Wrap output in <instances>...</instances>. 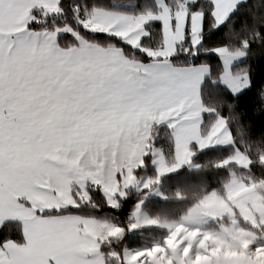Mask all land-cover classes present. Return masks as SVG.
<instances>
[{"label": "snow or ice", "instance_id": "1", "mask_svg": "<svg viewBox=\"0 0 264 264\" xmlns=\"http://www.w3.org/2000/svg\"><path fill=\"white\" fill-rule=\"evenodd\" d=\"M0 264H264V0H0Z\"/></svg>", "mask_w": 264, "mask_h": 264}, {"label": "trees", "instance_id": "2", "mask_svg": "<svg viewBox=\"0 0 264 264\" xmlns=\"http://www.w3.org/2000/svg\"><path fill=\"white\" fill-rule=\"evenodd\" d=\"M89 2H91V0H89ZM97 2H104L107 3L109 2V0H97ZM195 179V177L193 178ZM171 188H175L176 184H170ZM179 187L184 188L186 191H189V193H191L194 190L197 189H193L191 188V186L186 185V184H182L179 185ZM166 190H170V189H166ZM185 202H181V201H168V202H164V201H160L158 198H153L152 201L149 202L148 207L150 208L149 211L152 214H161V215H169V216H175L178 215L184 208ZM157 230H144L143 233H134L131 235L130 239L132 241L133 244L136 243H151V241L155 238V234H156Z\"/></svg>", "mask_w": 264, "mask_h": 264}]
</instances>
